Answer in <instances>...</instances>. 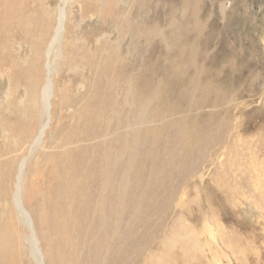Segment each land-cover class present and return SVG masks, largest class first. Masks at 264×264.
Returning a JSON list of instances; mask_svg holds the SVG:
<instances>
[{
  "label": "rangeland",
  "instance_id": "rangeland-1",
  "mask_svg": "<svg viewBox=\"0 0 264 264\" xmlns=\"http://www.w3.org/2000/svg\"><path fill=\"white\" fill-rule=\"evenodd\" d=\"M42 2L52 26L41 49L34 55L35 45L26 40L0 49V56L19 57L23 68L37 60L38 73V82L25 74L12 89L7 67L0 66V161H8L7 191L0 198L6 264L101 263L99 231L83 237L76 252L72 241L61 234L56 238L51 229L53 165L64 151L93 149L114 136L120 142L119 175L128 158L133 169L132 202L126 194L121 202V212L132 217L127 253L132 264H264V0ZM63 6L64 25L49 73L46 49ZM179 45L196 52L194 65L172 55ZM111 53L122 85L120 91L116 87L114 105L123 119L100 120L99 136L86 138L84 104ZM171 62L179 73L171 74ZM49 76L45 109L43 84ZM137 95L150 99L148 107H133ZM182 117L188 118L191 135L209 123L214 136L202 154L189 151L196 150L199 136L186 145L176 139ZM126 134L132 137L130 150ZM19 173L26 215L15 204ZM118 240V247L124 246Z\"/></svg>",
  "mask_w": 264,
  "mask_h": 264
},
{
  "label": "bare ground",
  "instance_id": "bare-ground-1",
  "mask_svg": "<svg viewBox=\"0 0 264 264\" xmlns=\"http://www.w3.org/2000/svg\"><path fill=\"white\" fill-rule=\"evenodd\" d=\"M42 1L45 0H0V49L4 48L5 50L6 48L8 51L12 45L18 42L22 43L25 40L30 41L32 42V44L35 45L34 50H32L34 55L36 54L37 51L41 49L43 39L45 38V35L47 34L50 28L49 26H52L51 24L48 23L49 17L47 16V13L43 11L45 9L42 10V3H43ZM62 2L63 4L66 5L67 0H62ZM64 9L65 8L63 6L61 9L58 23L54 28L51 40L49 41V47L46 49L47 58H48L47 59L48 64L46 63V68L49 73L52 71L49 60L51 55L53 54L56 44L60 40V33L64 25L62 24ZM194 53L191 47L188 46L181 47L179 45V47L174 48L172 55H175L176 59H178L177 60L178 62H180V60L183 59L185 64L192 66L195 63L193 57L196 58V54L194 56ZM31 57L32 60L35 58V56L34 57L31 56ZM115 58H116L115 54L111 53L107 55L105 61L106 64L100 70L101 73H99L96 79L93 82H91V85H93L92 87L93 93L89 97V102H85L84 110H83L84 111L83 116H85V120L88 123L85 129L87 132L86 138H96L97 136H99V133H101L100 120L103 121V119L109 117L107 119L110 122L114 121V123H116L118 119L119 120L123 119L117 117L119 112L114 105L115 104L114 102L116 101L115 98L118 97L115 94L117 92L116 87L120 91L122 86V85L119 86L118 84L119 76L117 75L116 72H118L119 70L115 68L114 65ZM18 59L16 61V59L13 58L9 52H6L2 56H0V66L5 65V67H7L8 81L10 82L12 89L14 87L13 84L18 83L19 81L21 82L25 74L28 77L30 76L32 81L35 80L34 83L38 82V73L36 69L37 66H34V63L37 62V60H33V61L31 60L32 65L27 64V66L25 65L26 67L23 68L20 67L21 64L20 65L18 64L19 62ZM176 65H177L176 63L171 62V65L169 66V71L171 72V74L179 73L177 69L178 67L176 68ZM51 79L52 78H50L49 76L47 80V84L46 83L43 84V95H44L43 104L45 109H47V107L49 106L48 101L52 89ZM123 89H124L123 99L124 101H126L127 96L129 95H128V91L126 90L127 88H125V86ZM125 90L127 91V93L125 92ZM139 90L141 89L139 88ZM183 91L186 92V90ZM133 94L134 93L132 92V95ZM180 95H182L181 91H180ZM144 99L138 97V95L137 98H135V96L132 97L133 107L137 109L139 107L142 108L148 107L147 102L150 99L148 101L147 100L145 101ZM162 102H164V100ZM139 114L140 113H138V115ZM142 115L144 116L145 114ZM141 117L142 116L140 115V118ZM187 120L188 118H184V117L178 119V122L175 126V128L177 129L176 135H178L176 139L180 140L179 144L186 145L187 143H190L191 137H194L193 140H191L192 142L196 140L195 138H198L199 136L200 141L199 142L197 141V143H195L196 150L192 151V149H189V151L191 155L193 153L202 154L207 144L206 140L210 139L211 141L214 136L213 131L209 127L208 125L209 123H207L204 124V126H202L201 129L198 130L196 129L194 133L191 135L192 132L189 133L188 125H185V123L187 124ZM89 127L91 128L89 129ZM93 128H96V130L92 135L91 130ZM219 133L217 132V134ZM221 135L219 134L218 136ZM82 136L83 134L78 135L77 138H80ZM131 138L132 137H130V135L129 137L128 134L125 135L124 142H126V144L124 143V145H125V149L127 150L131 149L132 143L131 145H129ZM177 140L176 141L174 140L175 143L177 142ZM119 143H120L119 137L114 136L107 144L103 143L102 145H99L93 149H91V147L86 145L83 148L74 149L73 151H69V152L64 151L61 154L63 156H60V159L56 161L53 165L54 168L53 177L55 181V186L52 192L53 194H55V204L52 203L53 204L51 206L52 210L50 212L51 215L49 216L50 219L52 220V222H50V226L52 227L51 229H53L54 233L57 235L56 238H60V234H61L63 236V239L64 237H66L69 239V241H72L71 248L74 251L76 250L78 251L79 247L77 246H79V243L83 241V237L85 236L89 237L90 234L97 233V231H99L100 237L98 238V242L100 247L97 248L98 249L100 248L99 250L102 253L103 252L104 253L97 254L99 257V258L97 257L98 258L97 260L100 261L102 264H132V256L131 254H127L131 250L132 217L130 213H127L128 210L127 212L126 211L124 212V210L123 212H121V202L124 203L125 194H126V201L132 202V188L130 183L132 182L133 169H132L131 159L128 158L122 167L123 168L122 173H120L119 175V166H118L119 161L117 159V156L120 155L118 153L120 151L119 150L120 148H118ZM251 169H253L252 166L247 165V170L251 171ZM7 173H8V161H3V162L0 161V198L5 197L6 195V191H7L6 183L8 178ZM17 180H18L16 181L17 192L16 194H14L15 195L14 198L16 200L15 204L20 214L22 213V215H26L27 213H25V210L22 209L19 200L20 198L19 181L21 180L20 173L17 176ZM127 184L128 186L130 185V188L126 192L125 189L127 188L126 187ZM68 198L69 200L67 202ZM30 224H31L30 221H28L29 227H31ZM120 225H123L124 227L120 229ZM2 232L3 231L0 230V264H6L7 252L5 249V242H3L4 235L2 234ZM111 238L112 239L114 238V241L111 242L110 241ZM118 238L124 240L122 243L124 244V246L118 247L117 245V241H119ZM32 240L35 242L36 241L35 237H33ZM106 241L108 242L110 241L107 247L105 245ZM58 242L59 241L57 240L55 244L58 248H60V243ZM36 244L37 242H35V245ZM32 246L34 247V245ZM129 246L130 248L128 249ZM35 248L37 249V245L35 246ZM35 253L38 257L40 256L38 251H35ZM88 255L89 254H85V256ZM108 256H111L110 257L111 259ZM87 262L88 261H86V263ZM95 262L96 261H93V263ZM39 264H42L40 260H39Z\"/></svg>",
  "mask_w": 264,
  "mask_h": 264
}]
</instances>
